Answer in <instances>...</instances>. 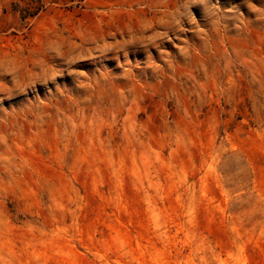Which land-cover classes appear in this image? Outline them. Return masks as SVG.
Segmentation results:
<instances>
[{
	"label": "rangeland",
	"instance_id": "1",
	"mask_svg": "<svg viewBox=\"0 0 264 264\" xmlns=\"http://www.w3.org/2000/svg\"><path fill=\"white\" fill-rule=\"evenodd\" d=\"M0 264H264V0H0Z\"/></svg>",
	"mask_w": 264,
	"mask_h": 264
}]
</instances>
